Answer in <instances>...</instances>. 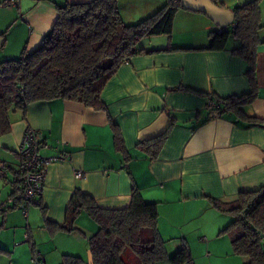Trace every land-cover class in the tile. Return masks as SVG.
I'll return each instance as SVG.
<instances>
[{"label": "crops", "instance_id": "0c3cea01", "mask_svg": "<svg viewBox=\"0 0 264 264\" xmlns=\"http://www.w3.org/2000/svg\"><path fill=\"white\" fill-rule=\"evenodd\" d=\"M10 1L0 0V61L36 48L58 16L57 4L90 0ZM214 1L234 9L250 0H235V5ZM164 3L119 0L118 8L124 22L131 24ZM259 4L264 22V0ZM181 20L187 23L183 28L195 24L192 28L200 32H192L182 45L170 46L188 49L143 53L126 60L101 92L106 110L52 99L29 103L25 117L21 111L12 113L11 131L0 136V168L7 174L0 178V248L4 250L0 264H31L33 248L41 252L44 264H61L65 254L87 258L86 237L97 225L84 212L76 219L81 232L50 231L45 225V220L56 225L64 222L66 206L77 188L104 208L127 206L132 189L137 188L144 200L158 204V230L169 251L195 232L222 234L232 217L215 208L210 198L228 203L241 191L264 186V124L247 122L231 111L208 118L213 99L200 94L226 97L250 90L244 62L231 53L239 41L230 35L225 49H203L218 26L203 12L179 9L172 31L181 28ZM258 34L262 41L256 58L259 91L254 102L240 109L248 117L264 119V28ZM168 37L159 47L143 48L164 49L172 43ZM111 122L120 131L129 159L115 150ZM172 122L157 158L137 149L139 141L161 134ZM28 127L42 137L43 155L66 152L69 157L47 166L40 197L45 212L33 204L25 216L18 206L13 208L11 193L13 171L21 162L17 148ZM75 169L83 172L82 177L74 176ZM201 241L208 238L202 236ZM227 241L224 238L226 247ZM241 259V264L249 261L246 256Z\"/></svg>", "mask_w": 264, "mask_h": 264}, {"label": "trees", "instance_id": "16d2710c", "mask_svg": "<svg viewBox=\"0 0 264 264\" xmlns=\"http://www.w3.org/2000/svg\"><path fill=\"white\" fill-rule=\"evenodd\" d=\"M118 1L57 4L58 16L39 45L29 51L23 49L19 57L0 61V136L11 131L12 113L21 111L25 117L27 105L35 101L63 99L95 110H106L101 92L126 60L143 53L188 49L168 46L147 50L138 46L145 37L171 35L176 12L186 9L180 0H165L152 15L133 24L122 19ZM233 11L235 26L222 32H210V45L203 49H225L228 37L235 36L239 44L231 53L244 62L250 90L226 97L200 94L216 103L208 118L231 111L247 122L264 124V119L248 117L240 109L254 102L259 91L256 58L262 42L258 33L264 28L259 0L238 5ZM172 127L173 122L161 134L139 141L137 149L150 159L157 158ZM111 128L115 150L129 159L118 127L111 122ZM38 136L42 148L43 139L39 133ZM17 154L22 162L21 155ZM13 173L16 175L18 169ZM13 183V208H20L16 183ZM40 197L41 193L35 205L41 206ZM210 201L215 208L232 217L221 233L229 236L233 252L249 258L244 264H264V186L241 191L232 202L216 198ZM41 210L45 212V207L41 206ZM81 212L97 225L96 231L86 237L93 264H194L191 248L184 241L176 251L168 252L166 240L158 230V204L144 200L137 188L132 189L129 204L121 208L100 207L91 195L77 188L66 206L64 222L56 225L45 220V225L50 231L81 232L76 226ZM36 251L39 250L33 248L32 256ZM61 264H87V258L65 254Z\"/></svg>", "mask_w": 264, "mask_h": 264}, {"label": "built area", "instance_id": "2783aa9c", "mask_svg": "<svg viewBox=\"0 0 264 264\" xmlns=\"http://www.w3.org/2000/svg\"><path fill=\"white\" fill-rule=\"evenodd\" d=\"M13 2L12 0L10 1ZM233 22L229 28H233ZM218 32L224 31L218 27ZM211 109L216 107L215 101H210L208 104ZM17 152L22 157L21 165L18 168V173L14 176L16 187V197L20 201V208L26 216L29 206L38 202V196L42 192L44 180L47 172V166L54 161L67 160L69 154L59 152L51 156H45L41 153L40 138L38 131L33 128H26L21 141L18 145ZM83 172L75 169L74 176L82 177ZM6 172L0 168V178H6ZM31 264H44V258L40 251H36L30 260Z\"/></svg>", "mask_w": 264, "mask_h": 264}, {"label": "rangeland", "instance_id": "374dc122", "mask_svg": "<svg viewBox=\"0 0 264 264\" xmlns=\"http://www.w3.org/2000/svg\"><path fill=\"white\" fill-rule=\"evenodd\" d=\"M224 1H227L228 5H235L236 3L235 0H224ZM186 24L187 23L184 20H181L179 23V26L181 28H173L171 35L160 34V35L145 37L139 41L138 46L147 47V48L159 47L163 44L162 38L163 40H166L164 39L166 38V36H169L168 37L169 39L172 38V43H169V46L182 45L183 43L189 41L188 38L192 35L191 34L192 32L193 33L200 32L199 31L200 28H192L195 24L189 25L188 28H183L184 26L187 27ZM168 38L167 40H169ZM231 39L232 36L229 37V41ZM202 236H206L208 238V241H201ZM224 238H227L228 240L227 247L224 245ZM184 242H186L188 246L191 248L194 264H241L242 263L241 256L236 255L233 252L230 243V238L227 235V233H222V234L217 233V236L214 237L211 231L209 232L201 231V234H196L195 232L192 233L186 241L184 240ZM176 250L177 249H172L169 250L168 252L173 253ZM207 251L211 253L210 256L206 255Z\"/></svg>", "mask_w": 264, "mask_h": 264}, {"label": "water", "instance_id": "95a60500", "mask_svg": "<svg viewBox=\"0 0 264 264\" xmlns=\"http://www.w3.org/2000/svg\"><path fill=\"white\" fill-rule=\"evenodd\" d=\"M181 5L192 11L203 12L219 28L228 30L235 15L231 8L221 6L214 0H180ZM87 264H93L91 251L87 252Z\"/></svg>", "mask_w": 264, "mask_h": 264}]
</instances>
